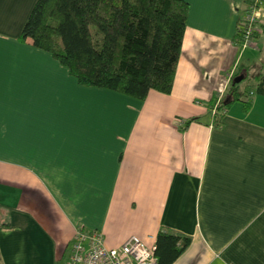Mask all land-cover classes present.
Returning a JSON list of instances; mask_svg holds the SVG:
<instances>
[{
	"label": "crops",
	"instance_id": "1",
	"mask_svg": "<svg viewBox=\"0 0 264 264\" xmlns=\"http://www.w3.org/2000/svg\"><path fill=\"white\" fill-rule=\"evenodd\" d=\"M183 1L170 92L139 100L79 84L20 39L35 0H0L1 264H65L78 227L189 237L170 264H264V9L240 48L244 0ZM235 75L245 103L212 112Z\"/></svg>",
	"mask_w": 264,
	"mask_h": 264
},
{
	"label": "trees",
	"instance_id": "2",
	"mask_svg": "<svg viewBox=\"0 0 264 264\" xmlns=\"http://www.w3.org/2000/svg\"><path fill=\"white\" fill-rule=\"evenodd\" d=\"M253 2L244 0L236 26L238 44L242 16ZM258 5L264 9V0ZM187 9L183 0H35L19 37L50 52L79 84L142 100L150 89L170 92ZM237 77L216 107L220 112L233 101L245 103L238 90L244 77L233 82ZM220 119L216 115L214 122ZM188 243L187 236L158 231L156 264H170Z\"/></svg>",
	"mask_w": 264,
	"mask_h": 264
},
{
	"label": "built area",
	"instance_id": "3",
	"mask_svg": "<svg viewBox=\"0 0 264 264\" xmlns=\"http://www.w3.org/2000/svg\"><path fill=\"white\" fill-rule=\"evenodd\" d=\"M259 0H254L242 16L240 48L251 46L253 42L254 23L258 21L262 8ZM231 75L228 72L227 78ZM219 93L214 101L212 112H215L219 101ZM65 264H156L154 243L145 244L134 235L128 236L115 247H107L103 242V235L98 230H84L76 228L72 235L70 251Z\"/></svg>",
	"mask_w": 264,
	"mask_h": 264
},
{
	"label": "rangeland",
	"instance_id": "4",
	"mask_svg": "<svg viewBox=\"0 0 264 264\" xmlns=\"http://www.w3.org/2000/svg\"><path fill=\"white\" fill-rule=\"evenodd\" d=\"M90 31L93 32L94 31V27L90 26ZM245 85V81L244 80H241L240 81V86H244Z\"/></svg>",
	"mask_w": 264,
	"mask_h": 264
},
{
	"label": "water",
	"instance_id": "5",
	"mask_svg": "<svg viewBox=\"0 0 264 264\" xmlns=\"http://www.w3.org/2000/svg\"><path fill=\"white\" fill-rule=\"evenodd\" d=\"M239 79H240V77L238 76L237 78H234L232 81L237 82Z\"/></svg>",
	"mask_w": 264,
	"mask_h": 264
}]
</instances>
